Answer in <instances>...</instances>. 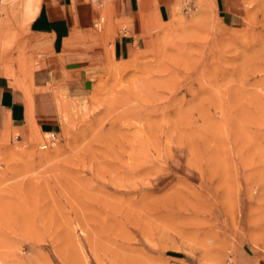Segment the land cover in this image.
<instances>
[{
    "label": "rangeland",
    "instance_id": "1",
    "mask_svg": "<svg viewBox=\"0 0 264 264\" xmlns=\"http://www.w3.org/2000/svg\"><path fill=\"white\" fill-rule=\"evenodd\" d=\"M231 1L234 24L173 0L143 49L72 91L38 0H0V74L27 96L26 128L0 114V264H264V0ZM39 77L60 119L43 149Z\"/></svg>",
    "mask_w": 264,
    "mask_h": 264
},
{
    "label": "crops",
    "instance_id": "2",
    "mask_svg": "<svg viewBox=\"0 0 264 264\" xmlns=\"http://www.w3.org/2000/svg\"><path fill=\"white\" fill-rule=\"evenodd\" d=\"M173 0H38V9L30 25L39 37L50 41L55 54L62 56L64 67L71 75H79L66 83L72 91H82L88 84L80 68L102 63L106 57L113 62L130 59L144 48L148 27L155 21H166L171 16ZM220 19L234 24L238 6L231 0H216ZM105 14L108 30L107 50L103 39L91 36L99 15ZM99 43L87 50H74L69 43ZM81 73V75H80ZM0 74V114L11 128L24 129L27 125V96L24 89L15 88L11 78ZM48 79L39 77L32 90V118L44 135L57 132L60 119L53 95L46 91ZM262 264V263H252Z\"/></svg>",
    "mask_w": 264,
    "mask_h": 264
},
{
    "label": "built area",
    "instance_id": "3",
    "mask_svg": "<svg viewBox=\"0 0 264 264\" xmlns=\"http://www.w3.org/2000/svg\"><path fill=\"white\" fill-rule=\"evenodd\" d=\"M94 26H96V23L94 24ZM57 132H51L46 134L47 135V139L44 141L43 144L40 145V148H46L47 146H52L56 143L57 141Z\"/></svg>",
    "mask_w": 264,
    "mask_h": 264
}]
</instances>
